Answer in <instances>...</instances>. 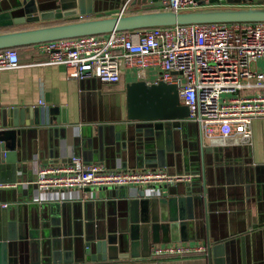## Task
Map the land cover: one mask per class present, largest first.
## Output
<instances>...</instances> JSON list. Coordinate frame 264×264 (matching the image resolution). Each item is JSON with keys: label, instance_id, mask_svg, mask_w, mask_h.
<instances>
[{"label": "crops", "instance_id": "crops-1", "mask_svg": "<svg viewBox=\"0 0 264 264\" xmlns=\"http://www.w3.org/2000/svg\"><path fill=\"white\" fill-rule=\"evenodd\" d=\"M5 1L0 11L12 9L10 6L16 1L30 0ZM36 1L43 8H54L60 0ZM62 1L64 5L71 2ZM127 3L124 14L144 11L142 4L133 0H92V14L83 19L120 15ZM263 4L264 0H247L240 6ZM80 19L77 15L30 22L1 28L0 33ZM17 51L18 66L0 72V131L15 121L16 126L9 128L21 132L20 145L12 152L11 160L0 164V184L12 185L0 187V204H7L5 208L0 207L1 235L5 241L19 232L15 224L20 219L21 236L32 234L38 242L46 233L55 244L62 241L68 247L74 228L68 224L69 219L86 216V228L90 229L96 224L94 219L101 221L126 212L124 201L139 199L138 195L144 193L146 197L162 201L161 207L168 210L172 222L185 223L183 229L174 230V236L189 240L171 242L168 234H153L149 244L141 245L134 256L120 254L114 260L77 264H212L211 261L213 264H264V118L253 120L248 144H236L230 138L228 144L221 145L192 121H188L184 132L171 123L156 122L144 137L137 131L138 123L125 119V85L138 81L134 70L125 69L116 84H104L94 78L68 80L61 65H37L45 61L38 45L17 48ZM250 68L264 74V58L252 63ZM159 75L157 70L148 71L146 82L154 83ZM260 91L264 93V88ZM26 109L33 111L31 119L20 116V111ZM12 111L16 114H10ZM38 111L44 113V121L52 118V122L38 121ZM72 155L109 169H159L172 175H187L190 181L171 183L165 188L63 191H44L34 184L38 165L58 164ZM203 173L209 180L208 199L214 204L207 215L194 199L201 189ZM84 203L86 208L80 206ZM100 221L97 223L101 224ZM178 242H203L207 246L206 254L186 259L150 256L152 245ZM16 243V251L12 245L11 255L6 257L10 263L23 264L31 258L43 262L59 258L62 263L56 264H68L63 262L64 251L58 253L49 247L48 253L42 256L32 252L29 239H17ZM47 243L43 242L45 249ZM80 257L78 251L74 260Z\"/></svg>", "mask_w": 264, "mask_h": 264}, {"label": "built area", "instance_id": "built-area-1", "mask_svg": "<svg viewBox=\"0 0 264 264\" xmlns=\"http://www.w3.org/2000/svg\"><path fill=\"white\" fill-rule=\"evenodd\" d=\"M158 10L181 11L198 8L199 0H159ZM206 4L210 0H203ZM215 5L228 0H214ZM240 4L247 0H238ZM128 3L122 8L123 15ZM45 61L64 67L68 80L97 79L116 84L125 69L134 70L138 80L157 70L154 83L176 85L180 104L188 109V121L199 125L221 145L233 138L248 144L252 122L264 118V74L250 66L264 58V22L210 23L111 32L38 44ZM15 48L0 50V72L18 66ZM150 84V83H148ZM251 94H245L250 92ZM253 91V93H252ZM190 181L187 175H172L159 169H108L72 155L58 164H40L34 184L44 191L108 189L120 187L157 188ZM7 188L10 184H1ZM1 208L7 204H0ZM203 242L155 244L154 258L203 257Z\"/></svg>", "mask_w": 264, "mask_h": 264}, {"label": "water", "instance_id": "water-1", "mask_svg": "<svg viewBox=\"0 0 264 264\" xmlns=\"http://www.w3.org/2000/svg\"><path fill=\"white\" fill-rule=\"evenodd\" d=\"M69 1L71 2L64 5V1L60 0L59 5L54 8H43L36 0L24 1L23 3L16 1L14 6H10L13 7L12 9L0 11V29L25 25L30 22L71 18L77 15L82 17L80 20L62 24L1 32L0 50L17 49L64 39L105 35L114 31L121 32L192 24L264 22V4L259 7L240 6L238 0H228L223 5H215L216 2L214 0H210L208 4L203 0H199L197 2L198 8L178 12L158 10L161 6L159 0H133V3L142 4L143 12L88 19H83V16L92 14V0ZM4 2L7 1L0 0V6ZM16 13L19 14L15 15ZM52 112L53 110H50L49 114H52ZM10 114L15 115L16 111H12ZM19 114L20 116H25L26 119L33 117L31 109L20 111ZM36 116L41 123L50 124L52 122V118H49L48 122L44 121V113L42 111H38ZM62 118V123H65L63 115ZM187 118L188 109L180 104L176 85H169L161 81L148 84L141 80L125 85V119L128 122L138 123L139 128L137 131L139 134L142 133V136L146 137V134L150 133V128L156 122L171 123L177 128L180 127L182 132H184L188 123ZM15 126L16 123L14 121L10 125H4V128L0 131V164L8 163L11 160L12 152L20 145L21 132L17 129L9 128ZM19 126L22 125L19 124ZM93 141L95 142V140ZM94 148H96V145ZM201 182V189L196 193L194 199L202 206L201 208L207 215L208 212H211L214 204L208 199L209 190L207 186L209 180L206 178L205 173H203ZM167 186L164 185L162 188ZM138 196L139 199L124 201L126 212L118 213L112 218H101V221L96 218V222L94 219L96 224L90 229L86 228V216L77 220L75 218L69 219L68 224H71L74 228L68 239V247H64L62 241L55 244L49 235H45L46 233L43 234L42 240L38 242L34 241L32 234H29L30 236H21L20 219H18V224H15L19 232L5 241L1 235L2 227L0 225V264H18L16 261L10 263L6 259L7 256L11 255L10 249L12 245L16 251L18 247L17 239H29L32 252H39L42 256H44L45 252L48 253L49 247L58 253L64 251L62 253L63 262L68 264H77L84 261L114 260L120 254L134 256L136 249L143 244L146 246L149 244L150 237L153 234H168L171 242L189 240L174 236V230L176 228L183 229L185 223L172 222L168 210L161 207L162 201L146 197L144 193ZM80 206L86 208L87 204H80ZM99 221L101 224L97 223ZM77 224L78 229L76 228ZM45 240L49 244L46 245V249L43 246ZM69 247H71V250L68 251ZM78 251L81 257L74 260V255H77ZM208 257L209 259L211 258V252H209ZM219 261L222 262V260ZM56 263H62V259L51 258L43 262L42 259L33 260L31 258L29 262L23 264ZM211 263L213 264L212 261Z\"/></svg>", "mask_w": 264, "mask_h": 264}]
</instances>
